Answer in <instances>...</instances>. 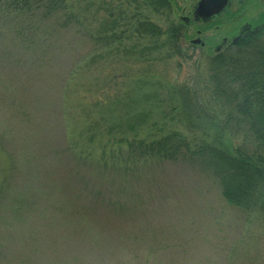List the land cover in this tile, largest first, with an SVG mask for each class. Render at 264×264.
<instances>
[{
  "label": "rangeland",
  "instance_id": "1",
  "mask_svg": "<svg viewBox=\"0 0 264 264\" xmlns=\"http://www.w3.org/2000/svg\"><path fill=\"white\" fill-rule=\"evenodd\" d=\"M66 1L81 25L0 4V264H264L262 213L227 205L194 163L137 159L128 147L174 131L192 148L212 140L210 124L225 112L205 97L207 116L175 117L166 90L190 76L205 83L216 48L226 57L242 51L230 42L264 22V0H231L206 23L194 19L198 0ZM110 13L117 37L97 46L98 18L107 27ZM137 21L160 36H137ZM171 25L182 26L190 57L180 68L163 45ZM256 39L264 44V30ZM140 59L153 63L135 65ZM121 90L128 100L108 94ZM155 91L164 93L159 105L146 102Z\"/></svg>",
  "mask_w": 264,
  "mask_h": 264
},
{
  "label": "trees",
  "instance_id": "2",
  "mask_svg": "<svg viewBox=\"0 0 264 264\" xmlns=\"http://www.w3.org/2000/svg\"><path fill=\"white\" fill-rule=\"evenodd\" d=\"M147 1L150 6L156 7V4L164 0ZM132 2L138 3V0ZM0 4L22 15L37 14L39 17L59 20V27L68 28L72 21H75V25H81L77 18L73 19L71 16V8L66 0H0ZM106 6H110V1ZM106 17L109 19L107 27L108 21L103 23L102 19L98 18L100 33L95 41L97 46L99 44L108 46L112 43L108 39L117 37L112 29L116 23L115 19L111 13ZM96 21L97 13L94 11L89 25L93 28L92 25ZM136 23L133 33L137 36L142 38L160 36L158 28L152 23L146 21ZM254 28H257L254 29V33L248 32L250 36H246L245 41L244 37L235 45L244 47L236 56L226 57L221 52H216L214 57L208 60L209 70L205 83L199 76H190L182 82L170 85L166 90L165 97L168 100L164 107L170 113H174L175 117L179 114L178 111L193 115L197 113V117L207 116V111L201 109L205 97L208 102L225 112L222 122L210 124L217 130L211 141H200L192 148L182 134L174 131L148 142L138 140V143H129L128 147L129 152L138 155L137 159L146 158L159 162L187 160L194 163L219 187L220 195L227 205L242 212L257 211L264 215V44L256 39L264 30V22ZM166 30L163 45L166 52L177 58V67L180 68L181 61L190 59L187 47L180 43L182 26L171 25ZM102 31L110 36L105 38ZM139 63L141 66H150L153 61L152 59L134 61L135 65ZM143 68L148 70V67ZM140 75L141 78L148 79L147 75H150V72L145 71ZM119 77L123 82L124 78ZM118 88L122 89L123 84L121 83ZM206 90L208 94H205ZM102 92L104 95V90ZM108 94H111L110 97L115 101H121L120 97L128 100L131 96L130 92L122 90L120 94L109 91ZM162 95L164 93L161 91H155L146 102L154 98L153 101L159 105L162 101L158 99ZM164 116L166 115L162 114V117ZM214 117L212 114L209 115L211 120H216ZM112 129L113 127L109 129L108 136ZM127 129L129 133L134 134L133 125H128ZM234 131L242 133L241 142H234ZM107 140L111 142L110 137H107Z\"/></svg>",
  "mask_w": 264,
  "mask_h": 264
},
{
  "label": "water",
  "instance_id": "3",
  "mask_svg": "<svg viewBox=\"0 0 264 264\" xmlns=\"http://www.w3.org/2000/svg\"><path fill=\"white\" fill-rule=\"evenodd\" d=\"M229 1L230 0H198L194 9V18L207 21L216 17L223 11ZM185 21L187 22V19H185ZM239 39L240 37L234 38L232 43H236ZM191 44L203 45L200 39L191 41Z\"/></svg>",
  "mask_w": 264,
  "mask_h": 264
},
{
  "label": "flooded vegetation",
  "instance_id": "4",
  "mask_svg": "<svg viewBox=\"0 0 264 264\" xmlns=\"http://www.w3.org/2000/svg\"><path fill=\"white\" fill-rule=\"evenodd\" d=\"M238 7H240V5H241V2H240V0H238ZM229 3H231V1L229 2ZM228 7H229V4L227 5V7L225 8V10H228ZM234 14H235V12H233ZM209 22L210 21H212L211 19H209L208 20ZM205 22H207V21H205ZM246 29V28H245ZM244 29V31L242 32V34H240V36L242 35L243 36V38L245 37V35L248 33V31H247V29L245 30ZM256 29V28H255ZM245 34V35H244ZM242 38V37H241ZM223 41V40H222ZM240 42V41H239ZM239 42L238 43H236L235 45H237V44H239ZM223 43V42H222ZM235 45H229V46H235ZM219 47H221V45L219 46ZM219 51V50H218Z\"/></svg>",
  "mask_w": 264,
  "mask_h": 264
}]
</instances>
